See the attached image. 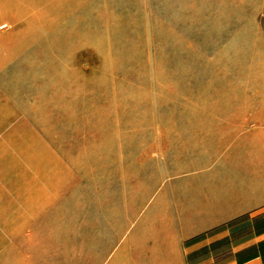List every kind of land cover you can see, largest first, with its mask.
<instances>
[{"label": "rangeland", "instance_id": "1", "mask_svg": "<svg viewBox=\"0 0 264 264\" xmlns=\"http://www.w3.org/2000/svg\"><path fill=\"white\" fill-rule=\"evenodd\" d=\"M231 26L233 0H0V175L124 189L109 198L127 229L103 261L143 264L174 179L215 173L217 129L178 110L233 106L249 77L213 66ZM258 72L251 91L264 94ZM87 194L61 202L101 199Z\"/></svg>", "mask_w": 264, "mask_h": 264}, {"label": "crops", "instance_id": "2", "mask_svg": "<svg viewBox=\"0 0 264 264\" xmlns=\"http://www.w3.org/2000/svg\"><path fill=\"white\" fill-rule=\"evenodd\" d=\"M220 36L218 75L233 72L234 79L240 68L249 78L233 92V106L178 110L217 129L218 163L215 173L174 179L165 205L153 209L157 240L140 244L143 264H264V94L251 91L264 68V0H233V27ZM0 181V264H105L110 237L127 229L109 198L124 189L63 193L31 187L29 175ZM85 194L101 199L62 203L63 195Z\"/></svg>", "mask_w": 264, "mask_h": 264}]
</instances>
